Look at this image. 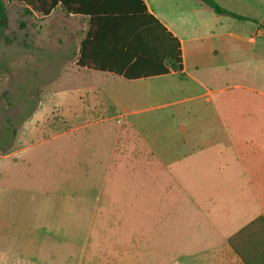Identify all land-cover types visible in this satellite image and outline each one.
Listing matches in <instances>:
<instances>
[{
  "label": "rangeland",
  "instance_id": "374dc122",
  "mask_svg": "<svg viewBox=\"0 0 264 264\" xmlns=\"http://www.w3.org/2000/svg\"><path fill=\"white\" fill-rule=\"evenodd\" d=\"M5 3L0 264H239L227 239L256 214H240L241 203L210 200V140L174 145L183 161L169 158L172 169L163 170L162 154L171 145L162 137L164 121L134 129L127 120L98 122L74 99L81 84L69 45L76 52L78 19L60 9L50 17L27 14L25 4ZM218 3L256 18L264 14V0ZM190 9L185 18L192 25L210 23L209 7L203 15ZM105 109L108 118L113 111ZM175 122L188 126L187 115ZM146 125L155 127L148 132ZM131 131L134 138L125 143ZM141 132L155 137L143 139Z\"/></svg>",
  "mask_w": 264,
  "mask_h": 264
},
{
  "label": "crops",
  "instance_id": "0c3cea01",
  "mask_svg": "<svg viewBox=\"0 0 264 264\" xmlns=\"http://www.w3.org/2000/svg\"><path fill=\"white\" fill-rule=\"evenodd\" d=\"M143 1L148 12L180 42L183 71L128 80L81 68L78 61L90 29L89 20L69 15L80 22L72 29V35L79 38L76 52L69 45L72 74L81 84L72 92L74 99L80 100L85 112L97 117L98 122L127 120L134 129L135 123L164 121L162 137L169 139L171 145L162 154L163 170L171 171V164L183 161L173 152L174 145H185L189 139H209L210 200L219 204L241 203L240 214H256L251 221L264 217V14L256 18L222 6L249 20L211 10L210 23L192 25L186 20L185 11L191 8L190 11L203 15L207 6L200 0ZM58 9L64 11L59 7L50 16ZM164 65L169 68L166 62ZM105 108L113 111L108 118ZM202 114L208 118L200 117ZM183 115H187L188 126L175 122ZM145 127L149 132L155 125ZM207 128L208 134L204 135L202 129ZM140 134L143 139L155 137ZM124 138L129 143L134 132ZM169 158L173 163H168ZM238 262L241 264L239 259Z\"/></svg>",
  "mask_w": 264,
  "mask_h": 264
},
{
  "label": "trees",
  "instance_id": "16d2710c",
  "mask_svg": "<svg viewBox=\"0 0 264 264\" xmlns=\"http://www.w3.org/2000/svg\"><path fill=\"white\" fill-rule=\"evenodd\" d=\"M0 0V33L9 28V14ZM44 17L57 8L89 20L78 66L123 76L128 80L181 73L180 42L148 12L143 0H15ZM214 13L249 20L224 9L215 0H200ZM167 63V68L164 63ZM242 264H264V217L259 216L228 239Z\"/></svg>",
  "mask_w": 264,
  "mask_h": 264
}]
</instances>
